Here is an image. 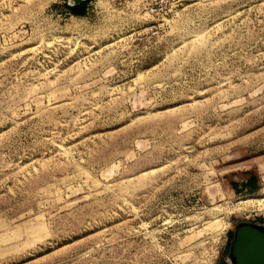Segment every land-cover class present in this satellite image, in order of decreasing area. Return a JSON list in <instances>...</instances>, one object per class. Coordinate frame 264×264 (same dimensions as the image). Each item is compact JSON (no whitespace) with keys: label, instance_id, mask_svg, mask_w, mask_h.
<instances>
[{"label":"rangeland","instance_id":"1","mask_svg":"<svg viewBox=\"0 0 264 264\" xmlns=\"http://www.w3.org/2000/svg\"><path fill=\"white\" fill-rule=\"evenodd\" d=\"M82 2L0 0V264H229L264 224V0Z\"/></svg>","mask_w":264,"mask_h":264},{"label":"water","instance_id":"2","mask_svg":"<svg viewBox=\"0 0 264 264\" xmlns=\"http://www.w3.org/2000/svg\"><path fill=\"white\" fill-rule=\"evenodd\" d=\"M84 0H71L77 5ZM227 258L229 264H264V224L247 219L237 221L232 230Z\"/></svg>","mask_w":264,"mask_h":264},{"label":"trees","instance_id":"3","mask_svg":"<svg viewBox=\"0 0 264 264\" xmlns=\"http://www.w3.org/2000/svg\"><path fill=\"white\" fill-rule=\"evenodd\" d=\"M83 3L84 2H82V3H80V4H78V5H74V6H72L71 7V9H72V11L74 12V13H76V14H83L84 13V6H83Z\"/></svg>","mask_w":264,"mask_h":264},{"label":"bare ground","instance_id":"4","mask_svg":"<svg viewBox=\"0 0 264 264\" xmlns=\"http://www.w3.org/2000/svg\"><path fill=\"white\" fill-rule=\"evenodd\" d=\"M241 205H242L241 202H238V207H240ZM238 207L235 206V209H236V208L238 209Z\"/></svg>","mask_w":264,"mask_h":264},{"label":"crops","instance_id":"5","mask_svg":"<svg viewBox=\"0 0 264 264\" xmlns=\"http://www.w3.org/2000/svg\"><path fill=\"white\" fill-rule=\"evenodd\" d=\"M78 5V4H77Z\"/></svg>","mask_w":264,"mask_h":264}]
</instances>
